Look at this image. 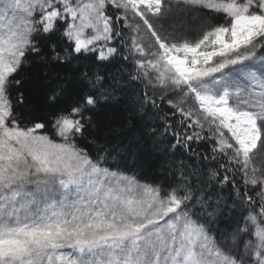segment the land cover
I'll return each instance as SVG.
<instances>
[{
    "label": "snow or ice",
    "instance_id": "snow-or-ice-1",
    "mask_svg": "<svg viewBox=\"0 0 264 264\" xmlns=\"http://www.w3.org/2000/svg\"><path fill=\"white\" fill-rule=\"evenodd\" d=\"M261 154L264 0H0V264H264Z\"/></svg>",
    "mask_w": 264,
    "mask_h": 264
},
{
    "label": "trees",
    "instance_id": "trees-1",
    "mask_svg": "<svg viewBox=\"0 0 264 264\" xmlns=\"http://www.w3.org/2000/svg\"><path fill=\"white\" fill-rule=\"evenodd\" d=\"M198 16L199 14L193 13L190 18L193 30H195L199 25ZM25 80L27 82L26 87L29 88V92L26 93L28 100L32 105H40L45 93L44 86L35 81V73L31 70L25 75Z\"/></svg>",
    "mask_w": 264,
    "mask_h": 264
},
{
    "label": "rangeland",
    "instance_id": "rangeland-1",
    "mask_svg": "<svg viewBox=\"0 0 264 264\" xmlns=\"http://www.w3.org/2000/svg\"><path fill=\"white\" fill-rule=\"evenodd\" d=\"M262 162H264V154L259 155L257 158V164H260Z\"/></svg>",
    "mask_w": 264,
    "mask_h": 264
}]
</instances>
